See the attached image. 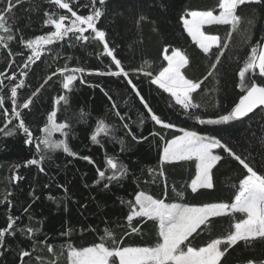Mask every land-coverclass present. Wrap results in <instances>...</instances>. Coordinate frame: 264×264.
Instances as JSON below:
<instances>
[{
    "label": "trees",
    "instance_id": "1",
    "mask_svg": "<svg viewBox=\"0 0 264 264\" xmlns=\"http://www.w3.org/2000/svg\"><path fill=\"white\" fill-rule=\"evenodd\" d=\"M224 3L0 0V264H70L72 249L98 244L154 247L158 220L129 218L139 192L191 206L233 203L249 170L264 179V108L233 116L251 88L264 89V0L242 1L232 24L203 27L218 38L207 51L183 22ZM74 15L97 17L105 42L69 30ZM177 49L184 80L196 85L189 106L154 83ZM52 124L68 151L48 145ZM182 131L223 144L211 187L191 188L196 159L162 160ZM242 216L209 218L182 249L215 244L217 264H264V234L229 241Z\"/></svg>",
    "mask_w": 264,
    "mask_h": 264
},
{
    "label": "rangeland",
    "instance_id": "2",
    "mask_svg": "<svg viewBox=\"0 0 264 264\" xmlns=\"http://www.w3.org/2000/svg\"><path fill=\"white\" fill-rule=\"evenodd\" d=\"M246 1V0H241ZM227 0H225V3ZM228 12L227 9H225ZM200 12H195V16ZM229 13V12H228ZM225 13L228 17L229 14ZM185 18V24L191 29L194 18ZM225 18V17H224ZM227 19V18H226ZM97 17H80L74 15L70 29H90L105 42L104 33L97 28ZM235 20V18H234ZM233 20V22H234ZM60 33L63 30V22L57 23ZM68 31V29H66ZM264 50V49H263ZM108 52L110 50L108 49ZM263 56H264V51ZM169 60V70L154 79V83L165 91L170 89L173 97L184 106L190 102V89L183 85V78L179 77L178 69L184 64L185 57L180 50H174L166 56ZM264 58H259L257 69L264 73ZM168 73L171 74V77ZM169 93V92H168ZM49 132V134L47 133ZM50 147H59L68 151L65 143V132L52 124L48 131ZM54 134L62 137L59 141L53 139ZM223 144L216 138L199 135L191 131H182V135L173 139L164 148L162 160L167 162L180 161L194 158L198 162V174L191 183V188L196 190L201 187L212 186V169L221 157L220 149ZM136 206L129 218L147 217L156 218L159 223L162 242L154 247H125L108 249L103 244L89 246L81 249H72L70 252V264H217L220 251L214 244L209 248L195 251H184L181 247L185 239L199 226L213 216L220 214L241 212L242 218L236 223L235 232L230 236V242L240 239L255 237L264 234V179L249 170V175L243 180L241 190L233 203H212L203 206H191L185 203H168L160 201L153 196L139 192L136 196Z\"/></svg>",
    "mask_w": 264,
    "mask_h": 264
},
{
    "label": "crops",
    "instance_id": "3",
    "mask_svg": "<svg viewBox=\"0 0 264 264\" xmlns=\"http://www.w3.org/2000/svg\"><path fill=\"white\" fill-rule=\"evenodd\" d=\"M240 1L239 0H227V2L224 3L223 6L221 7V12L218 14H215L213 12H208V13L207 12H200L197 15L193 16L192 14L195 12L189 13L187 15V17H185V18H190L191 16H193V18L195 20L193 22L194 23L193 26L191 25V29H190L185 24V21H184L185 18L183 19L186 31L190 34L193 41L197 42L203 50H205V51L209 50L212 46L217 45L218 38L216 36L205 35L202 32V28L205 26H210V25H215V24H232L233 20H234V11L236 9V6H238L241 3ZM225 9H227L229 13L226 12ZM225 13H228L229 16L226 17ZM166 59H167L168 64H169V60L167 57H166ZM186 63H187V61L185 58L184 64L178 69L179 77L181 79L183 78L182 68L186 65ZM169 75L171 76V74H169ZM171 77H173V76H171ZM183 80H184V78H183ZM183 85L188 86V89L191 88L189 90L190 93H188V95H191V93L196 88V85H193L192 83H189L186 80H185V82L183 81ZM166 92H169L171 94L173 93L170 89L166 90ZM189 105H190V102H189Z\"/></svg>",
    "mask_w": 264,
    "mask_h": 264
},
{
    "label": "water",
    "instance_id": "4",
    "mask_svg": "<svg viewBox=\"0 0 264 264\" xmlns=\"http://www.w3.org/2000/svg\"><path fill=\"white\" fill-rule=\"evenodd\" d=\"M261 108H264V89L255 86L244 95L234 109L233 116L236 119H241Z\"/></svg>",
    "mask_w": 264,
    "mask_h": 264
},
{
    "label": "bare ground",
    "instance_id": "5",
    "mask_svg": "<svg viewBox=\"0 0 264 264\" xmlns=\"http://www.w3.org/2000/svg\"><path fill=\"white\" fill-rule=\"evenodd\" d=\"M255 87V86H254Z\"/></svg>",
    "mask_w": 264,
    "mask_h": 264
}]
</instances>
